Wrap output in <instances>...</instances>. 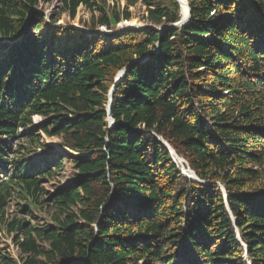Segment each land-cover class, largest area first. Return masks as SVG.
Here are the masks:
<instances>
[{
	"label": "trees",
	"instance_id": "trees-1",
	"mask_svg": "<svg viewBox=\"0 0 264 264\" xmlns=\"http://www.w3.org/2000/svg\"><path fill=\"white\" fill-rule=\"evenodd\" d=\"M53 1L0 0V233L21 251L0 248V264H264V0H188L190 22L163 33L54 16L29 32ZM120 1L60 0L112 31L131 17ZM138 3L156 26L181 17L176 0L126 8ZM129 65L109 127L108 92ZM40 132L72 154V181L53 192L43 183L68 154L38 161Z\"/></svg>",
	"mask_w": 264,
	"mask_h": 264
},
{
	"label": "rangeland",
	"instance_id": "rangeland-1",
	"mask_svg": "<svg viewBox=\"0 0 264 264\" xmlns=\"http://www.w3.org/2000/svg\"><path fill=\"white\" fill-rule=\"evenodd\" d=\"M127 5V0H121L120 1V8L122 11L124 10H128L131 13V17L130 19L136 18L139 19L140 21L146 23V24H141L144 27L151 23L147 16H148V11L146 9V5H143L142 3H138L135 6H128V8H126ZM62 8V3L60 2V0H54L53 2H50L48 4H42L40 6H38V10L42 11L44 16H45V23L41 26L40 30H35V29H30L29 32L34 33L36 35L42 33V30H46L48 27V24H52L53 23V16L55 18L59 17L58 20V24L60 25H65V24H69V25H77V26H82L85 27L87 29L89 28H97L99 27V25L96 26V24H93L94 22V14L88 10L84 5H80V7L78 8V11L76 13V17L74 19L71 18L70 15H68V12L61 11ZM95 16H98V12L96 11ZM129 20H123L121 21L117 26L116 29H120L121 25L126 24L127 21ZM155 25V24H153ZM96 26V27H95ZM156 26V25H155ZM104 27V26H100L99 28ZM112 88V87H111ZM34 124H37L39 122L42 121V118L38 115H35V117L33 118ZM19 133H23L25 132V129L23 128H19ZM40 137L41 140L43 141V143L45 145H47V147L45 149H41L38 148V153L37 155H39V159H37L40 162H45V159L48 157H52V156H56L58 157L59 154L56 153V151L54 150L56 148V144H60L61 145V138L57 137V136H51L48 137L46 136L44 133L40 132ZM17 144V141L12 139V146L15 147V145ZM64 151V150H63ZM66 152L68 155H65L64 160V164H63V170L60 172V174L58 175V177H55L54 179H52V181H48V182H44L43 185H45V188L49 191V192H53L54 189H56V187L62 185H66L68 184V182L72 181V177L70 176V173L72 172V166L70 164L71 162V157L70 155L71 152L70 151H64ZM184 159V158H183ZM175 161V159H174ZM176 163V161H175ZM177 165H179L178 163H176ZM180 166V165H179ZM180 169L182 170V172L184 171V167L180 166ZM185 173V172H183ZM185 175H187L185 173ZM188 176V175H187ZM189 177V176H188ZM220 187H221V183H219ZM9 212L11 215H15L17 213H19V217L21 216H27L25 215V213H23L22 211L18 212V207L16 206V203L14 200H12L10 202V207H9ZM20 210V209H19ZM47 215H43V214H35L34 212L31 213V217L28 216V218H31L33 223H39V224H44L47 221ZM233 218V216H232ZM239 233L237 232V236L238 239L240 240V242L242 243V239L241 236L238 235ZM14 234L13 235H4L2 233H0V248L4 251V252H8L12 257H14L15 259H18L19 256H21V251L19 249L18 244L15 243L14 241Z\"/></svg>",
	"mask_w": 264,
	"mask_h": 264
},
{
	"label": "water",
	"instance_id": "water-1",
	"mask_svg": "<svg viewBox=\"0 0 264 264\" xmlns=\"http://www.w3.org/2000/svg\"><path fill=\"white\" fill-rule=\"evenodd\" d=\"M176 1L179 3V5L181 7V10H180L181 17L175 23H163V24H161V26H155L153 24H150V25H147L145 27L143 25H127V24H123V25H121V28L120 29H115L113 31L112 30H107L105 27H101V28H97V30H93V29H87V28L82 27V26L80 27V26H77L75 24L74 25H70V26L76 27L78 29H84L85 31H88L90 33H97V32L98 33H102V32H105V33H111V34L114 33V34H117V33H120L122 31L129 30V29H132V28H135V29H143V30H145V29H148V30H157V31H160L161 33H163L167 29H177V27L184 26V25L188 24L190 22V20H191V14H192V12H190V6H189V3H188V0H186V6H187L186 12L187 13L183 12L181 1L180 0H176ZM147 56L148 55H146V57L142 58L139 61L145 60L147 58ZM136 61H138V60H136ZM130 65H131V63H130ZM130 65L127 66V67H125V68H123L122 70H120L117 73V75L115 76V83L112 86V88L110 89V91L108 92V94H109L108 95V102L106 104L105 111H107L106 121H107L109 127H111L115 123V121H114V119L112 117V106H113V99H114V96H115L114 93H115L116 86L123 79L122 77L126 74V72L129 69ZM162 141H164L166 143L168 149L171 151V154L173 155V157H174V159H175V161L177 163V159H176L177 158L176 157L177 154H176L174 148L171 146V144L168 141L163 140V139H162ZM183 160L185 161V164L187 165V168L193 173V176H191L190 174L186 173L184 169H183L184 170L183 172H185L191 179H193L195 181H200L201 182L202 180L200 179V177L198 176V174H196L190 168V165L186 161V159L184 158ZM221 188L224 189L225 198H227L226 189L222 185H221ZM245 250L247 251V248L246 247H245Z\"/></svg>",
	"mask_w": 264,
	"mask_h": 264
},
{
	"label": "bare ground",
	"instance_id": "bare-ground-1",
	"mask_svg": "<svg viewBox=\"0 0 264 264\" xmlns=\"http://www.w3.org/2000/svg\"><path fill=\"white\" fill-rule=\"evenodd\" d=\"M181 1V4H182V10L183 12L187 13L186 10H187V6H186V0H180ZM185 15V14H184ZM187 15V14H186ZM124 24V23H123ZM127 25H141V24H146L142 21H140L139 19H136V18H133V19H130L129 21L126 22ZM55 151H59V150H65V151H68L70 150L69 148L67 147H64L60 144H56V148L54 149ZM177 158V163L184 167V170L186 173L190 174L191 176H193V173L187 168V165L185 164V161L183 160V157H178V155L176 156ZM223 186V185H222Z\"/></svg>",
	"mask_w": 264,
	"mask_h": 264
}]
</instances>
